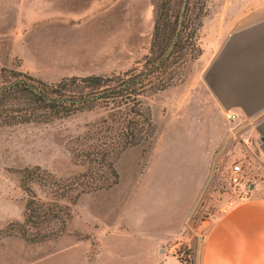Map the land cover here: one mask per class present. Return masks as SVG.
<instances>
[{"label": "rangeland", "instance_id": "1", "mask_svg": "<svg viewBox=\"0 0 264 264\" xmlns=\"http://www.w3.org/2000/svg\"><path fill=\"white\" fill-rule=\"evenodd\" d=\"M157 1L0 0V64L48 81L127 69L146 51ZM218 7L208 0L194 56L173 83L142 95L156 131L120 153L117 183L82 192L72 204L58 201L69 204L70 217L67 231L57 237L29 242L18 234L0 236V264H87V249L100 248L97 234L109 231L146 234L143 240L151 247L147 234L162 233L158 255L174 253L199 264L206 221L243 197L264 195L259 134L251 121L226 116L203 77L228 30L212 18ZM102 113L94 107L48 122L0 126V228L23 219L27 194L16 170L38 164L57 177L82 171L84 164L74 157L81 146L74 140ZM234 163L241 166L238 183L229 177ZM33 188L44 208L50 189L41 183ZM166 209L168 216L159 217ZM171 212L173 220L162 224ZM124 243L129 248L136 242L127 237Z\"/></svg>", "mask_w": 264, "mask_h": 264}, {"label": "trees", "instance_id": "2", "mask_svg": "<svg viewBox=\"0 0 264 264\" xmlns=\"http://www.w3.org/2000/svg\"><path fill=\"white\" fill-rule=\"evenodd\" d=\"M207 2L187 0L184 5V0H158L146 51L127 69L48 81L0 64V126L48 122L80 110L103 109L88 131L74 140L81 146L74 157L84 164L82 171L57 177L38 164L16 170L27 194L23 219L8 221L0 228V236L18 234L29 242L57 237L67 231L69 204L82 192L117 183L115 161L120 153L149 141L156 131L151 110L141 97L172 84L179 69L194 56ZM34 183L47 186L52 193L44 208ZM62 199L69 204L59 203ZM177 257L184 264H195L186 256Z\"/></svg>", "mask_w": 264, "mask_h": 264}, {"label": "crops", "instance_id": "3", "mask_svg": "<svg viewBox=\"0 0 264 264\" xmlns=\"http://www.w3.org/2000/svg\"><path fill=\"white\" fill-rule=\"evenodd\" d=\"M212 1L219 3L211 14L213 20L228 25V30L205 67V85L221 110L233 111L253 123L264 155V0ZM167 209L159 217L168 216ZM173 217L171 212L160 223L168 226ZM207 223L198 244L199 264H264V195L243 197ZM142 234H97L100 248L87 249L91 253L87 264H100L102 258L108 259L104 264H184L174 253H156L164 234H147L154 247ZM127 237L136 242L129 248L124 243Z\"/></svg>", "mask_w": 264, "mask_h": 264}, {"label": "built area", "instance_id": "4", "mask_svg": "<svg viewBox=\"0 0 264 264\" xmlns=\"http://www.w3.org/2000/svg\"><path fill=\"white\" fill-rule=\"evenodd\" d=\"M226 116L229 118V119H235L238 114L233 112V111H229V110H226L225 112ZM240 164L239 163H234L232 166H231V174H230V180L234 183H238L240 180H241V177H240Z\"/></svg>", "mask_w": 264, "mask_h": 264}, {"label": "water", "instance_id": "5", "mask_svg": "<svg viewBox=\"0 0 264 264\" xmlns=\"http://www.w3.org/2000/svg\"><path fill=\"white\" fill-rule=\"evenodd\" d=\"M186 1H187V0H184V5L186 4Z\"/></svg>", "mask_w": 264, "mask_h": 264}]
</instances>
